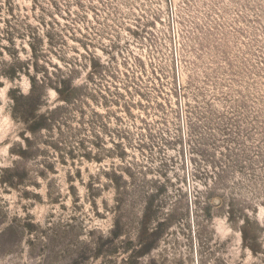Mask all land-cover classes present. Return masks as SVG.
<instances>
[{"label": "rangeland", "instance_id": "1", "mask_svg": "<svg viewBox=\"0 0 264 264\" xmlns=\"http://www.w3.org/2000/svg\"><path fill=\"white\" fill-rule=\"evenodd\" d=\"M0 264H264V0H0Z\"/></svg>", "mask_w": 264, "mask_h": 264}, {"label": "trees", "instance_id": "2", "mask_svg": "<svg viewBox=\"0 0 264 264\" xmlns=\"http://www.w3.org/2000/svg\"><path fill=\"white\" fill-rule=\"evenodd\" d=\"M34 38V36H33ZM31 49L35 51V58L38 56V51H36L35 47L31 44ZM12 73H15V68L12 69ZM9 79L12 78V74H8ZM31 84V91L29 93V96H25L23 94L17 95L15 89L10 90V95L13 101L15 102L14 110L15 113L20 114V118L25 122L29 123L31 122L37 127L44 128L45 125H50L49 121H54L53 118H45V117H39L35 114L36 105L39 104V100L37 99L34 90H36V87L38 86H44V88H47L48 82L45 79H49L48 76H43V78L39 77H33L32 75L28 74ZM45 78V79H44ZM54 90L57 91L59 96L66 102L71 101L74 98V93L76 90L74 89V86L72 84H69V79L60 78L58 81V86H53ZM24 100H27V103H25ZM35 128H31V131L34 132ZM247 223V222H246ZM247 225L241 227L243 239L248 242V229L246 227ZM253 251H257L256 247L248 245Z\"/></svg>", "mask_w": 264, "mask_h": 264}]
</instances>
